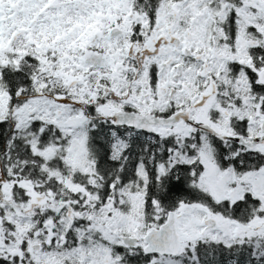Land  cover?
<instances>
[{"label": "snow or ice", "instance_id": "obj_1", "mask_svg": "<svg viewBox=\"0 0 264 264\" xmlns=\"http://www.w3.org/2000/svg\"><path fill=\"white\" fill-rule=\"evenodd\" d=\"M0 264H264V0H0Z\"/></svg>", "mask_w": 264, "mask_h": 264}]
</instances>
